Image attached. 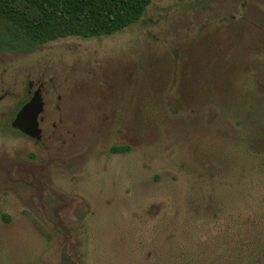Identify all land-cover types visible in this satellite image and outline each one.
I'll return each instance as SVG.
<instances>
[{
  "label": "rangeland",
  "instance_id": "rangeland-1",
  "mask_svg": "<svg viewBox=\"0 0 264 264\" xmlns=\"http://www.w3.org/2000/svg\"><path fill=\"white\" fill-rule=\"evenodd\" d=\"M0 264H264V0L0 51Z\"/></svg>",
  "mask_w": 264,
  "mask_h": 264
},
{
  "label": "trees",
  "instance_id": "trees-1",
  "mask_svg": "<svg viewBox=\"0 0 264 264\" xmlns=\"http://www.w3.org/2000/svg\"><path fill=\"white\" fill-rule=\"evenodd\" d=\"M153 0H0V51L22 52L61 37L114 34ZM115 145L113 151L128 149Z\"/></svg>",
  "mask_w": 264,
  "mask_h": 264
},
{
  "label": "water",
  "instance_id": "water-1",
  "mask_svg": "<svg viewBox=\"0 0 264 264\" xmlns=\"http://www.w3.org/2000/svg\"><path fill=\"white\" fill-rule=\"evenodd\" d=\"M44 110V100L40 89H37L32 97L20 108L13 126L24 133L40 138L42 128L40 127L39 116Z\"/></svg>",
  "mask_w": 264,
  "mask_h": 264
},
{
  "label": "flooded vegetation",
  "instance_id": "flooded-vegetation-1",
  "mask_svg": "<svg viewBox=\"0 0 264 264\" xmlns=\"http://www.w3.org/2000/svg\"><path fill=\"white\" fill-rule=\"evenodd\" d=\"M34 86H35V83H34V81H29V92L30 93H32V95H33V93L37 90V89H40L41 90V93H42V95H43V84L42 83H40L38 86H37V88H35V90L33 91V88H34ZM31 95V96H32ZM31 98V97H30ZM44 100V99H43ZM28 101V100H27ZM27 101H25L24 103H23V105L27 102ZM45 102V101H44ZM22 105V106H23ZM21 106V107H22ZM20 107V108H21ZM20 108H19V110H20ZM18 110V111H19ZM18 111H17V113H18ZM43 112H44V110H43ZM43 112L40 114V116H39V122H40V127L42 128V125H41V123H42V121H43ZM17 113H16V115H17ZM16 115H15V117H16ZM15 117L12 119V121H11V125H12V127L14 128V129H16L18 132H20L21 134H24L25 136H27V137H30V138H32V139H34L35 141H39V140H41L42 139V137H43V128H42V134H41V137L40 138H36V137H32V136H30V135H28V134H26V133H24L23 131H21L19 128H16V127H14L13 126V120L15 119ZM32 155H34V154H32Z\"/></svg>",
  "mask_w": 264,
  "mask_h": 264
}]
</instances>
